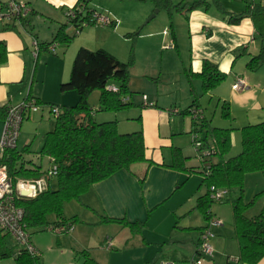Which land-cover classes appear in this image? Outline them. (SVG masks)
<instances>
[{"label": "crops", "instance_id": "0c3cea01", "mask_svg": "<svg viewBox=\"0 0 264 264\" xmlns=\"http://www.w3.org/2000/svg\"><path fill=\"white\" fill-rule=\"evenodd\" d=\"M15 1L26 4L30 14L25 20L27 27L16 26L9 29V26L0 24V43L4 45L6 53L5 63L0 66V110L13 107L28 96L39 102L38 115L32 117L34 113H31L22 122L16 148L18 150L21 145V150L27 149L23 154L24 161L39 167L44 173L50 169L51 163L49 158L39 154V151L45 135L53 129L54 121H48L42 126L40 123H44L51 108L57 109L76 103L75 93L59 94L58 88L68 80L71 62L77 50H91L90 46L98 41V37L89 31H83L68 45L59 43L55 55L42 48L34 57L32 42L36 40L40 45L52 42L59 28L66 26L63 19H60L63 12L71 6L74 7L78 0ZM239 1L234 8L227 5V2H233L232 0H220L225 12L233 15H238L244 10L242 0ZM252 1L264 6V0ZM3 4L4 0H0V10ZM176 17L183 18L178 14ZM187 17V20L183 18L185 36H177L172 24L169 32L163 30L164 36L162 34L159 38L160 47L162 49L165 46L163 42L168 39L167 49L179 52L180 46L186 41L189 58L188 69L186 67L185 71L199 73L201 61L206 60L225 74L224 82L206 95L200 94L201 89L196 91L192 82L190 89L199 97L197 106L210 127L233 130L230 134L231 149L224 159L233 158L241 150L239 131L243 127L264 122V65L254 71H249L246 67L249 59L259 53L261 42L255 35L249 19H243L238 25H229L214 10L206 13L201 10L193 11ZM34 23L40 24L41 30L45 29L43 39L32 31ZM119 23L115 22L113 27L117 28ZM67 32L65 30L68 35ZM148 37L153 36L149 34ZM170 44L174 45L173 48H169ZM238 78L244 81V88L233 91L232 84ZM37 81L44 88L33 92ZM129 89L132 92L138 90L131 87ZM193 94L189 90L187 99H190V102L187 108L192 103ZM132 102L136 106L125 115L124 122L116 121L117 131L130 133L140 129L146 147V158L152 163H138L131 165L128 170L116 172L91 186L78 201L65 203L60 218L49 215L48 224H56L60 219L68 220L73 224V230L70 234L55 237L53 242H43L40 236H36L34 242L31 238L32 244L40 254V264H83L82 253L87 254L97 264H158L160 260L172 261L175 264H195V261L199 260V233L206 222L196 209V204L205 194V190L197 173L199 164L195 161L196 153L191 148L189 135L194 129L193 120L189 115L169 112L170 109L178 108L179 112L182 109L175 105L165 108L157 97L151 98L148 95L146 105L140 98L135 101L132 99ZM223 103L229 107L228 120L222 119L220 115L219 109ZM2 115L1 111L0 138L3 130ZM108 115L110 114L104 116V120L110 119ZM136 116L140 117V124L135 121ZM116 117L114 115V118ZM53 118L55 119L54 115ZM208 142L211 143L210 140ZM171 148L181 151L187 171L169 167L172 160ZM250 175L261 180V184L255 185L254 195L264 192V172L247 174L245 180ZM50 180L47 189L55 190L56 187L51 189ZM69 205H73V210L65 216L63 210ZM209 212L211 218L218 221L219 225L210 228L212 237L209 246L212 247V257L201 258L200 264H239V250L230 213L228 212L227 217V212L218 208L210 209ZM260 213H264V203L252 206L246 212L249 218ZM105 218L145 224L140 231L132 233L127 227L117 223L104 222ZM36 230L46 231L45 226ZM106 242L110 243L108 249L104 248ZM0 248L10 250L13 259L19 253V248L12 238L4 233H0ZM257 264H264V258Z\"/></svg>", "mask_w": 264, "mask_h": 264}, {"label": "trees", "instance_id": "16d2710c", "mask_svg": "<svg viewBox=\"0 0 264 264\" xmlns=\"http://www.w3.org/2000/svg\"><path fill=\"white\" fill-rule=\"evenodd\" d=\"M151 1L156 9H165L169 17L174 13L182 16L185 20L188 19L187 15L190 12L199 10L204 13L214 10L229 25H238L243 19H249L255 35L261 42V48L256 56L249 59L246 67L249 71H254L264 65V6L260 3L242 0L244 10L238 15H233L225 12L220 0H178L179 2L176 4L171 0ZM89 2L90 0H78L77 4L72 7L75 18L71 23L80 29L83 25L92 26L90 24L91 12L96 10L88 7ZM16 26L27 27V24L25 20L19 21L11 24L9 29H14ZM169 28H172L171 24ZM65 30V26L60 27L52 42L44 45L39 44V51L42 48L47 51L48 45L53 42L68 45L72 38L65 33ZM5 54L4 45L0 43V66L5 63ZM201 62L199 73L189 72L187 75L190 79L200 82L201 95H206L224 82L226 76L219 71L216 65L206 60ZM132 65V58L128 63H122L103 49L92 51L79 48L77 50L69 78L59 86L61 93H75L77 101L72 106L57 108L53 129L45 135L39 151V154L49 158L50 169L56 168L54 177L56 189H47L33 199L20 198L16 202V205L23 210V223L28 232L43 226L46 230L51 225L47 223L49 215L60 218L65 203L78 201L80 196L87 192L91 186L109 178L116 172L128 170L134 164L152 163L146 158V147L140 129L131 133H119L116 121L98 123L94 120V110L88 103L90 94L97 91L99 93V112L117 113L135 107L136 105L132 102V96L135 93L130 91L128 86ZM189 82L192 81L189 80ZM109 87H115L117 91L111 92L108 90ZM190 93L193 94L191 89ZM198 98L193 94L190 106L181 112L176 109L177 113H174L191 117L194 126L191 135L196 136L203 144L202 150L207 151V156L201 155L198 158L196 155L199 164L197 173L202 179L201 185L205 188V194L197 200L196 209L203 216L204 222L208 223L212 219L209 212L210 205L223 203L228 195L235 190L237 197L231 201V208L233 233L239 250L237 262L239 264H257L264 258V213L252 218L247 217L246 212L252 206L253 201L247 205L244 203L242 182L247 174L264 172V122L243 127L239 131L240 152L233 158L224 159L231 149L230 134L233 130L210 127L203 118V112L197 106ZM30 99L31 97L28 96L24 101ZM141 101L144 104L143 99ZM35 103L39 106V102L35 100ZM192 109L200 111L199 118L195 120L192 118L190 112ZM228 109V104L225 103L219 109L224 120L230 119ZM1 111L4 120L7 108ZM135 121L140 124V117L138 116ZM209 140L211 143L208 142ZM27 151L25 148L21 151L15 148L6 150L2 154L0 164L6 166L13 183L18 180H39L48 171L42 173L39 167L31 166L30 162H25L23 154ZM171 158L170 168L187 171L185 158L179 149L171 148ZM211 188L215 191L225 192L222 202H214L210 199ZM103 221L127 227L132 233L140 231L145 224V222L130 223L125 219L105 218ZM57 223L72 224L63 219ZM198 246L197 255L200 259L201 254ZM82 255L84 257L83 264H97L87 254L82 253ZM7 257H12L10 250L0 248V259ZM14 261L15 264H40L38 258H33L24 252L16 255Z\"/></svg>", "mask_w": 264, "mask_h": 264}, {"label": "rangeland", "instance_id": "374dc122", "mask_svg": "<svg viewBox=\"0 0 264 264\" xmlns=\"http://www.w3.org/2000/svg\"><path fill=\"white\" fill-rule=\"evenodd\" d=\"M5 1L6 0H4V3ZM232 1L233 2L230 3L227 2V5L232 6L234 8L237 7L238 4L237 1L239 0H232ZM171 2L176 4L179 1L171 0ZM72 7L73 6H71L68 9H72ZM88 7L98 12L104 13L107 16L109 15L108 17L111 20L117 23L120 22L119 26L117 28H114L112 26H107V27H96L94 25L84 26L80 30L79 34L76 35L75 28L73 27V25L67 23L66 13L68 12V9H65V11L63 12V16H61L60 19H63L64 21L63 23L66 24L65 28L68 31L67 32L68 36L72 38V42L80 35L81 32L89 31L92 34H96V36L98 37V41L93 42V45L90 46L92 51L96 49L97 50L103 49L109 53H112V55H114L122 63H128L132 58L133 65L130 69V80L128 86L131 87L132 89H138L137 91L134 90L133 92L135 93L132 96V99L134 101L138 98L143 99L144 101L145 98V102H147V97L148 95H150L151 98L154 97L159 98V100L162 101V104L165 105L164 106L165 108L168 105H175L177 107H180L182 110L187 108L190 102V99H187L189 98L188 93L191 88L190 87L191 83L189 82V80L192 81L193 83L192 85L193 87H195L196 91H199L201 89L199 87L200 82L196 79H190L187 75L189 72L185 71L186 69H188V63H187L189 58V52L187 50L188 45L185 41L183 46H180V49L178 50L179 52H176L174 50L167 49V47L169 46V44L167 45L168 39L165 42H163L165 46L162 49L159 43L161 42L160 41L161 39L159 38H161L162 34L164 36V31L165 30L168 32L170 31L169 29L170 24L171 25L173 24L172 26H174L177 36L178 35L181 37L185 36L186 28L184 26L185 22L183 21V18L179 19L178 17H176V14L174 13H172L173 15L169 17L165 9H161V10L156 9L154 7V3L151 0H145V1L90 0ZM151 9L153 11L150 12ZM155 10H158V13L155 14L156 16L146 25H143L144 22L151 16V14H153ZM2 24L9 26V28L11 25L6 22H3ZM40 27H42L40 24L34 23L32 31H34L35 34H38L41 37L40 39H43L42 38L44 34L43 31L45 32V29L42 28L41 30ZM102 29L104 31L101 32ZM149 34H152L153 37L149 38L148 37ZM43 88L44 86L38 84L37 81L33 86V92L35 90L36 91L42 90ZM58 92L59 94H63L59 90ZM98 96L99 93L97 91L90 94L88 98V103H90L89 104L90 107L94 110V115H93L94 120L98 123H101L107 121L104 120V116H106L107 113L98 111ZM30 100H33V98H31ZM23 102L24 101L20 102L17 105H14L13 107L18 106ZM201 105L204 106L202 103ZM175 109L178 110V108ZM175 109H170L169 112ZM44 110L47 112V109L45 107ZM39 111H40V107H38V112ZM129 111L130 110H124L117 113H109L110 115L108 116L110 119L108 121H122L123 123L124 122L123 119L124 117H126L125 115ZM38 112H36L37 114L34 113L32 117L37 116ZM114 115H116L117 117L114 118ZM48 121H50L51 123H53L54 121L51 112L48 113L47 118L44 119V123H40L41 126L43 124H46V122ZM120 129H122V127ZM40 131L42 130L40 129ZM189 136L192 141V136L191 135ZM20 146L19 149L21 151ZM192 150L195 152L194 148ZM193 157L194 156H192V158ZM192 160L193 159H191L190 161ZM195 161H197L196 158ZM251 176L252 175H250V177H248L247 180H245L244 177V181L242 182L243 201L244 203H246V205L249 202L253 201L252 204L253 207H255V205L260 206L262 203H264V192L254 195L255 192L253 190H255V185L257 183L261 184L260 183L261 180L258 179L257 176L256 177H251ZM50 183H51V189H54L56 187L55 179L50 180ZM236 193L237 192L233 190L223 203H212L210 205V209L218 208V210L222 212L225 213L227 212V217L229 212L232 220L233 218H232L231 201L237 197ZM71 206L73 205H69V207H67L65 211L63 210L65 216L68 215V212L70 213L73 210ZM252 206H250V208ZM207 225L208 224L206 222L205 226ZM29 233L31 235L33 242L36 236H40L43 242H53V240L55 241V237L66 235V234L55 235L54 233L47 230L37 231L36 229L29 230ZM8 244L10 245V241L8 242ZM0 264H15V263H14V259L10 257V258L0 259Z\"/></svg>", "mask_w": 264, "mask_h": 264}, {"label": "built area", "instance_id": "2783aa9c", "mask_svg": "<svg viewBox=\"0 0 264 264\" xmlns=\"http://www.w3.org/2000/svg\"><path fill=\"white\" fill-rule=\"evenodd\" d=\"M30 10L24 3L16 2L14 0H6L1 11H0V22H6L8 24L18 23L19 21L26 20ZM75 18V13L72 9H68L66 13V19L68 24H72L71 21ZM90 24L96 27H107L115 24V21L111 20L104 13L95 11L91 12ZM73 25V24H72ZM85 25H83L84 27ZM75 28V34L78 35L80 32V27ZM57 42H53L48 45L47 51L51 55L56 54L58 47ZM173 44H170L169 48H173ZM33 55L37 56L39 51V43L34 40L32 42ZM244 81L241 79H236L235 83L232 84L233 91H239L244 88ZM109 91L116 92L115 87H109ZM144 105L145 98H144ZM38 111V105H36L35 100L24 101L22 104L9 107L6 111V116L3 120V130L0 138V159L2 154L6 150L15 149L17 146V141L19 137L20 127L24 120H26L31 113ZM177 110H172V113H177ZM54 117L56 116L57 109L52 108L51 110ZM191 116L195 120L200 117V111L192 109ZM192 136V148H194L196 155L207 156V151L202 150L203 144L194 135ZM202 150V151H201ZM200 151V152H199ZM56 176V168L52 167L46 173V175L36 181H25L18 180L13 183L8 175L7 168L4 164H0V233H4L12 238L16 246L19 248V253L24 252L33 258L39 257L38 250L34 247L31 242L30 234L23 223V210L16 205V202L20 198L33 199L38 194L44 192L48 188V181ZM22 194H27V197H23ZM225 192L221 190L215 191L213 188L210 189V199L214 202H222L224 200ZM208 225L199 233L200 243L199 252L201 257L195 262V264H200L201 258L212 257V247L209 246L210 238L212 237L210 228L214 225H219L218 221L211 219L208 221ZM56 235L68 234L73 230V224L70 223H57L50 225L46 228ZM105 249L110 248V243L106 242ZM18 253V254H19ZM158 264H174L172 261L160 260Z\"/></svg>", "mask_w": 264, "mask_h": 264}, {"label": "water", "instance_id": "95a60500", "mask_svg": "<svg viewBox=\"0 0 264 264\" xmlns=\"http://www.w3.org/2000/svg\"><path fill=\"white\" fill-rule=\"evenodd\" d=\"M158 13V10H155L153 12V14H151V16L144 22L143 25H146L148 22H150L154 17H155V14ZM23 197H27V194H22Z\"/></svg>", "mask_w": 264, "mask_h": 264}]
</instances>
